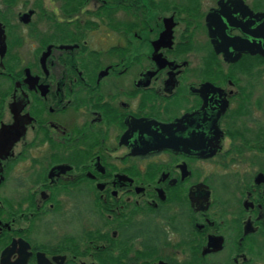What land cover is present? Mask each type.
I'll list each match as a JSON object with an SVG mask.
<instances>
[{"label":"flooded vegetation","instance_id":"1","mask_svg":"<svg viewBox=\"0 0 264 264\" xmlns=\"http://www.w3.org/2000/svg\"><path fill=\"white\" fill-rule=\"evenodd\" d=\"M0 264H264V0H0Z\"/></svg>","mask_w":264,"mask_h":264}]
</instances>
